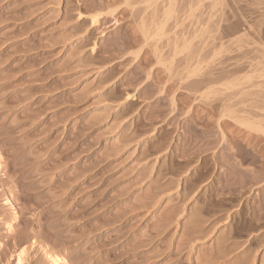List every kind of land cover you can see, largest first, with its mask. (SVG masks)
I'll use <instances>...</instances> for the list:
<instances>
[{
    "label": "rangeland",
    "instance_id": "374dc122",
    "mask_svg": "<svg viewBox=\"0 0 264 264\" xmlns=\"http://www.w3.org/2000/svg\"><path fill=\"white\" fill-rule=\"evenodd\" d=\"M212 2L0 0V264H264V0Z\"/></svg>",
    "mask_w": 264,
    "mask_h": 264
},
{
    "label": "bare ground",
    "instance_id": "6f19581e",
    "mask_svg": "<svg viewBox=\"0 0 264 264\" xmlns=\"http://www.w3.org/2000/svg\"><path fill=\"white\" fill-rule=\"evenodd\" d=\"M207 1V0H206ZM208 1H210V0H208ZM224 1V0H223ZM233 1V0H232ZM169 2H170V0H169ZM172 2H174V1H172ZM193 2H195V1H193ZM200 2V1H199ZM213 2H214V0H213ZM212 2V3H213ZM220 2V1H219ZM236 2V1H235ZM239 2H240V0H239ZM191 3V2H190ZM217 3V2H216ZM237 3V2H236ZM174 4V3H173ZM263 4V3H262ZM196 5V4H195ZM214 5L216 6V8H217V5L214 3ZM189 6V5H188ZM194 6V4L192 5V7ZM219 6H221L220 4H219ZM196 7H197V5H196ZM211 7H212V4H211ZM222 7V6H221ZM248 7V6H247ZM256 8H258L257 6H255ZM189 8V7H188ZM198 8V7H197ZM196 8V9H197ZM213 8V7H212ZM218 8H220V7H218ZM223 8V7H222ZM221 8V9H222ZM209 9H211L210 7H209ZM191 10V9H190ZM189 10V11H190ZM193 11H194V9H192ZM213 10H214V8H213ZM259 10V9H258ZM188 11V12H189ZM170 12V11H169ZM191 12V11H190ZM222 11H220V13H221ZM239 12V11H238ZM258 12H260V11H258ZM166 13H167V11H166ZM186 13H187V11H186ZM209 13V12H208ZM218 13V12H217ZM216 13V14H217ZM189 14H191V13H189ZM189 14H188V17H189ZM193 14V13H192ZM213 14H214V12H213ZM222 14V13H221ZM170 15V14H169ZM263 15V14H262ZM209 16V15H208ZM94 17H97V15H95ZM187 17V18H188ZM211 17V16H210ZM214 17V16H213ZM260 17H261V19H262V21H263V18H264V16H263V18H262V16L260 15ZM240 18V17H239ZM259 18V17H258ZM245 20V19H244ZM245 22V21H244ZM264 22V21H263ZM263 22L261 23V20H260V23L261 24H263ZM250 23V24H249ZM242 24H244L243 22H242ZM248 24H249V26H251L252 24H253V22L251 23V22H248ZM256 24H259V22H258V20H257V22H256ZM246 26L248 27V25H247V23H246ZM258 26V28H259V25H257ZM241 27V26H240ZM239 27V28H240ZM243 27H244V25H243ZM247 27H245V28H247ZM238 28V27H237ZM238 28V29H239ZM245 28L244 29H241L240 31H244L245 30ZM251 29H252V27H250ZM256 28V30H258L259 31V29H257V27H255ZM237 29V30H238ZM253 29H254V25H253ZM252 29V30H253ZM161 30V29H160ZM159 30V31H160ZM247 31L249 30V28H247L246 29ZM245 30V31H246ZM263 30V29H262ZM232 31V30H231ZM239 31V30H238ZM245 31H244V33H245ZM260 31H261V29H260ZM234 32H235V30H234ZM251 32V31H250ZM254 32V36H255V34H256V32L255 31H253ZM262 33V35H263V33H264V31L263 32H261ZM260 33V34H261ZM259 34V35H260ZM245 35H247V34H245ZM258 35V34H257ZM241 36H243V35H241ZM240 36V37H241ZM261 36V35H260ZM264 36V35H263ZM240 37H239V39H240ZM252 37V36H251ZM256 38H258L257 36H256ZM256 38H255V40H256ZM259 38H261V37H259ZM254 39V38H253ZM260 41H261V39H259ZM259 40L257 39L256 40V43H257V41L259 42ZM262 40H263V38H262ZM236 41H237V39H236ZM254 40H251V42H253ZM238 42V41H237ZM237 42H235L234 43V45L237 43ZM241 42V41H240ZM255 43V44H256ZM263 44H264V42H263ZM232 45V44H231ZM258 45H259V43H258ZM260 45H262V42H260ZM259 45V46H260ZM222 46V45H221ZM264 47V46H263ZM263 47L261 48V47H257L258 48V50H259V48H261V49H263ZM222 47H220V49H221ZM237 49H238V47H237ZM260 51H262V50H260ZM218 53V52H217ZM262 53H263V51H262ZM264 54V53H263ZM213 56H217V54H216V52H215V54L213 55ZM260 56V55H259ZM263 56V55H262ZM259 59V58H258ZM261 59H262V57H261ZM260 63V62H259ZM259 63H257L258 65H259ZM256 65V64H255ZM264 65V64H263ZM260 66H262V65H260ZM263 67V66H262ZM253 70V69H252ZM253 71H255V69L253 70ZM253 71H251V72H253ZM260 73H261V71H259ZM264 74V73H263ZM246 75V74H245ZM246 77V76H245ZM245 77H244V79H245ZM257 77V76H256ZM263 77V76H262ZM247 78V77H246ZM249 78H251V77H248L247 78V80L249 79ZM252 78H254V77H252ZM251 78V79H252ZM259 78V77H258ZM263 79H264V77H263ZM236 80V79H235ZM219 81V80H218ZM233 81V80H232ZM248 84H249V82H247ZM241 84H243V83H241ZM251 85H253V84H251ZM250 85V86H251ZM229 86V85H228ZM230 86H233V84L232 85H230ZM236 86V85H235ZM238 86H239V84H238ZM241 86V85H240ZM258 86V85H257ZM257 86H255L256 88H257ZM234 87V86H233ZM254 87V86H253ZM254 87V88H255ZM227 88V87H226ZM251 88H252V86H251ZM229 89V88H228ZM231 89V88H230ZM249 89V88H248ZM242 94H243V92H241ZM260 111V110H259ZM263 113V112H262ZM264 115V114H263ZM245 119V118H244ZM243 120V119H242ZM242 120L240 121V122H242ZM250 120V119H249ZM254 121V120H253ZM245 120H243V122L242 123H240L242 126L245 124ZM262 122V121H261ZM261 122H259L258 121V123H260L261 124ZM255 123V122H254ZM263 123V122H262ZM255 124H257V123H255ZM255 124H250V123H247L246 122V124H245V128L246 129H249V128H251V129H255V128H253L252 126H254ZM259 124H257V125H255V126H258ZM261 126V125H260ZM264 126V125H263ZM263 129V128H262ZM259 128H257V132L259 133ZM262 131H264V129L263 130H261V132ZM262 135H264V132H263V134ZM1 164H2V162H1V155H0V170H1ZM9 205V204H8ZM10 207H11V205H10ZM12 215H13V220H15L16 219V216H17V214L13 211L12 212ZM12 222V221H11ZM7 228H10V225H8V227ZM45 250V249H44ZM54 252V251H53ZM52 251L50 252V251H43V257H44V259H45V261H46V264H69L67 261H66V259L65 258H63L62 257V255L60 256V255H58L59 253L57 252L56 253V251H55V253H53ZM21 253H23V255H21ZM24 256H25V250H21L18 254H17V264H22L23 262H24Z\"/></svg>",
    "mask_w": 264,
    "mask_h": 264
},
{
    "label": "snow or ice",
    "instance_id": "6c2138e0",
    "mask_svg": "<svg viewBox=\"0 0 264 264\" xmlns=\"http://www.w3.org/2000/svg\"><path fill=\"white\" fill-rule=\"evenodd\" d=\"M21 255H23V253H21Z\"/></svg>",
    "mask_w": 264,
    "mask_h": 264
}]
</instances>
